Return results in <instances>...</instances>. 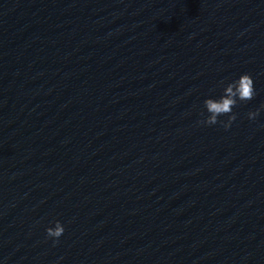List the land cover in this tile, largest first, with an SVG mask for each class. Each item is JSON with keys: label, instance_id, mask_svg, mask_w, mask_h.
I'll list each match as a JSON object with an SVG mask.
<instances>
[{"label": "water", "instance_id": "95a60500", "mask_svg": "<svg viewBox=\"0 0 264 264\" xmlns=\"http://www.w3.org/2000/svg\"><path fill=\"white\" fill-rule=\"evenodd\" d=\"M0 264H264V0H0Z\"/></svg>", "mask_w": 264, "mask_h": 264}, {"label": "clouds", "instance_id": "9594fccd", "mask_svg": "<svg viewBox=\"0 0 264 264\" xmlns=\"http://www.w3.org/2000/svg\"><path fill=\"white\" fill-rule=\"evenodd\" d=\"M255 96L254 81L249 74H242L237 80L226 85L223 94L219 99L208 98L204 101V106L209 114L201 123L206 125H215L221 123L227 129L235 121L236 115L232 113L233 108L239 101H249ZM259 112H249L248 118L255 120ZM228 116V121H220V116ZM65 229L60 221H56L54 227H48L46 233L48 237L54 239V242L63 235Z\"/></svg>", "mask_w": 264, "mask_h": 264}]
</instances>
